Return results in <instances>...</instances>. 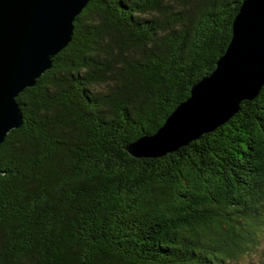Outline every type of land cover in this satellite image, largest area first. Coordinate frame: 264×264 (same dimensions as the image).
Listing matches in <instances>:
<instances>
[{
    "label": "trees",
    "instance_id": "16d2710c",
    "mask_svg": "<svg viewBox=\"0 0 264 264\" xmlns=\"http://www.w3.org/2000/svg\"><path fill=\"white\" fill-rule=\"evenodd\" d=\"M243 0H90L16 98L0 146V264H264V86L155 159L154 135L209 76Z\"/></svg>",
    "mask_w": 264,
    "mask_h": 264
},
{
    "label": "water",
    "instance_id": "95a60500",
    "mask_svg": "<svg viewBox=\"0 0 264 264\" xmlns=\"http://www.w3.org/2000/svg\"><path fill=\"white\" fill-rule=\"evenodd\" d=\"M90 0H0V146L23 124L16 98L35 87L71 42L74 21ZM264 86V0H243L231 40L214 71L152 136L123 147L134 159H155L213 132ZM5 173L0 171V177Z\"/></svg>",
    "mask_w": 264,
    "mask_h": 264
},
{
    "label": "rangeland",
    "instance_id": "374dc122",
    "mask_svg": "<svg viewBox=\"0 0 264 264\" xmlns=\"http://www.w3.org/2000/svg\"><path fill=\"white\" fill-rule=\"evenodd\" d=\"M259 244L261 246L264 245V229L262 231L261 237H259ZM258 255L255 253H252L251 255L242 256L239 258L236 262H230L229 264H257L258 261Z\"/></svg>",
    "mask_w": 264,
    "mask_h": 264
}]
</instances>
